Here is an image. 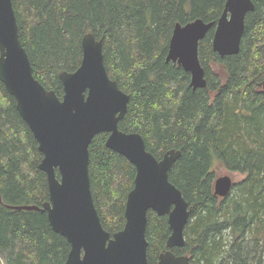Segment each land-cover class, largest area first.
<instances>
[{
  "label": "trees",
  "instance_id": "obj_1",
  "mask_svg": "<svg viewBox=\"0 0 264 264\" xmlns=\"http://www.w3.org/2000/svg\"><path fill=\"white\" fill-rule=\"evenodd\" d=\"M226 0H12L19 40L33 77L58 98L62 72L82 60V37L102 42L109 79L129 97L118 123L139 134L157 160L175 150L168 179L190 211L184 246L170 250L191 264H264V0H251L240 51L219 57L212 49L215 25ZM213 24L199 43L206 87L193 90L190 75L166 62L176 24ZM107 134L88 148L90 190L103 229H123L135 168L105 146ZM42 155L14 99L0 82V264H63L65 238L54 233L45 212L14 210L49 201ZM245 175L238 192L219 202L213 167ZM56 175L58 173L56 172ZM58 178V176H57ZM232 238L226 241L225 233ZM167 217L147 212L148 264L166 252Z\"/></svg>",
  "mask_w": 264,
  "mask_h": 264
},
{
  "label": "water",
  "instance_id": "obj_2",
  "mask_svg": "<svg viewBox=\"0 0 264 264\" xmlns=\"http://www.w3.org/2000/svg\"><path fill=\"white\" fill-rule=\"evenodd\" d=\"M253 9L251 0L225 1L212 38L213 52L219 57L239 53L245 17ZM212 27V23L201 20L184 26L176 24L170 37L166 62L190 75L193 90L206 87L198 46ZM81 48L79 68L59 74L63 87L60 99L33 77L19 40L12 0H0V82L37 142L42 155L38 170L46 175L49 193V201L42 208L12 209L46 213L51 230L65 238L70 247L63 264H148L145 231L147 212L151 210L167 217L170 231L168 250L159 255L157 264H191L189 258L176 257L170 251L184 246L190 216L187 202L168 179L180 152L170 150L157 160L146 150L139 134L118 129L129 97L107 75L102 42L87 33ZM260 88L264 94V82ZM98 134H107L106 148L135 168L134 185L125 202V224L112 236L100 223L90 190L88 148ZM232 187V179L222 176L215 179L213 193L225 198Z\"/></svg>",
  "mask_w": 264,
  "mask_h": 264
},
{
  "label": "rangeland",
  "instance_id": "obj_3",
  "mask_svg": "<svg viewBox=\"0 0 264 264\" xmlns=\"http://www.w3.org/2000/svg\"><path fill=\"white\" fill-rule=\"evenodd\" d=\"M212 170L214 172V180L219 178V177H222V176H229L232 179V182L234 185L238 184L239 182H241L245 178V175L239 174V173H231V172L225 170L219 164H216ZM230 196H232L234 199L236 196H238V192L235 190V188H232V190L230 191V193L228 194V196L225 199H227ZM223 200H224V198H218L219 202H221ZM225 238L227 239L226 241H228V242H230L232 239L227 232L225 233Z\"/></svg>",
  "mask_w": 264,
  "mask_h": 264
},
{
  "label": "bare ground",
  "instance_id": "obj_4",
  "mask_svg": "<svg viewBox=\"0 0 264 264\" xmlns=\"http://www.w3.org/2000/svg\"><path fill=\"white\" fill-rule=\"evenodd\" d=\"M175 151V150H174ZM213 186H214V184H213ZM233 186H234V184H233ZM233 188V187H232ZM232 190V189H231ZM213 192H214V188H213ZM228 196V195H227Z\"/></svg>",
  "mask_w": 264,
  "mask_h": 264
}]
</instances>
